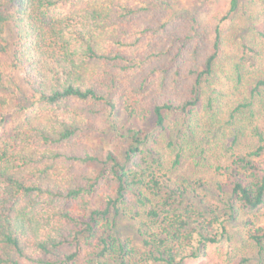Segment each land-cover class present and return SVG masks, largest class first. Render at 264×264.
<instances>
[{
	"label": "trees",
	"instance_id": "trees-1",
	"mask_svg": "<svg viewBox=\"0 0 264 264\" xmlns=\"http://www.w3.org/2000/svg\"><path fill=\"white\" fill-rule=\"evenodd\" d=\"M173 3L0 0V84L11 25L17 38L11 65L24 73L34 99L9 136L0 120V264H182L195 255L185 235L193 205L179 206L196 187L186 179L164 185L161 154L140 147L139 130H132L124 163L106 153L110 165L95 166L84 128L105 132L107 110L120 104L131 115L138 108L153 114L167 146L178 145L173 165L192 143L202 152L210 143L212 155L217 148L229 153V164L217 166L226 178L217 189L229 186L230 213L234 204L249 210L264 204V28L255 27L258 45L237 44L231 93L239 97L222 125L215 86L224 57L222 22L238 0L206 22L177 16ZM245 64L255 73L249 82ZM201 110L223 129L204 145L193 141V118ZM121 213L147 218L142 248L120 241L115 218ZM207 242L218 241L202 237L200 246ZM245 243L264 264V228L252 230Z\"/></svg>",
	"mask_w": 264,
	"mask_h": 264
},
{
	"label": "rangeland",
	"instance_id": "rangeland-1",
	"mask_svg": "<svg viewBox=\"0 0 264 264\" xmlns=\"http://www.w3.org/2000/svg\"><path fill=\"white\" fill-rule=\"evenodd\" d=\"M229 1L173 0L172 6L177 16L192 14L196 15L200 22H206L211 17L215 18L227 13ZM222 24L225 40L224 57L218 67V81L215 82V86L221 90V94L218 93L222 104L219 122L223 125L225 118H222L223 115L228 112L233 99L239 97V91L231 93L235 88L232 63L236 58L237 44L241 41L258 45L261 39L258 38L255 27L264 28V0H238L236 9ZM4 37L9 48L1 55L3 78L0 84V120L2 134L9 136L12 128L23 117L26 108L34 99L24 79V73L11 65L12 52L17 39L11 25L6 27ZM246 66L248 64H245V71H249ZM252 74L255 73L250 72L248 75L250 80L246 82L251 81ZM106 114L108 127L105 132L91 127L84 128L83 131L86 142L93 148L97 158L95 166L110 165L105 157L106 153H112L121 163H124L127 147L132 142V130H139L141 132L140 138L138 137L140 147L148 152L150 149L153 154L158 152L161 154L164 164L163 172L160 174L164 185H173L174 182L183 181V179H186L188 183H194L196 190L189 191L185 195L182 206L179 208L182 210L186 204L193 205L190 224L185 229V235L190 236L191 246L189 248L192 247L195 250V255L186 257L182 260V264H236L242 256H253L250 263L257 264L258 254L255 255V249L247 245L245 240L255 228H264V204L256 210H249L234 204L232 205L234 212L230 213L229 208L235 198L230 197L229 186L224 185V192L217 189L218 180L226 181L225 175H220L221 169L217 166L229 164V153L221 155L223 150L217 148V155H212L211 152L216 147L210 146V143L205 147L204 152L201 151V147H197L196 143H192L186 146L184 152H180L179 163L173 165L176 153H178V145L167 146V139L163 138L162 132L155 127L154 116L151 112L138 108V111L131 115L126 112L123 104H120L114 111L110 112L108 109ZM207 116L201 110L193 118V122L196 121L198 124V133L193 137V141L202 139L203 145L213 138L212 135L222 134L223 130L218 123L212 124ZM170 119L173 121L174 115ZM181 120L182 118L179 120L180 123ZM170 126L177 127L174 123ZM223 134L227 135L228 131L224 129ZM239 144L241 147L246 144V136L242 137ZM238 149L241 151L240 148ZM198 181L202 184L199 187L197 186ZM153 200L155 202L157 199L153 198ZM201 200L208 201L211 206L206 205L205 207L201 204L204 207L199 208L197 204H200ZM115 219L117 221L116 232L120 241L129 242L136 248H142L143 239L147 236L145 232L147 218L143 214L130 217L121 213ZM202 237H214L218 242H207L206 249H203L200 246Z\"/></svg>",
	"mask_w": 264,
	"mask_h": 264
}]
</instances>
